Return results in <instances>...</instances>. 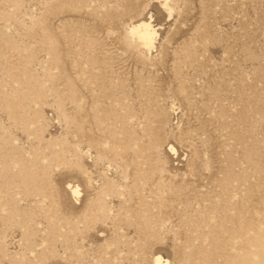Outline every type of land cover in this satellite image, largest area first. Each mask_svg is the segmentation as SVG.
Returning a JSON list of instances; mask_svg holds the SVG:
<instances>
[{
	"label": "rangeland",
	"instance_id": "rangeland-1",
	"mask_svg": "<svg viewBox=\"0 0 264 264\" xmlns=\"http://www.w3.org/2000/svg\"><path fill=\"white\" fill-rule=\"evenodd\" d=\"M156 259L264 264V0H0V264Z\"/></svg>",
	"mask_w": 264,
	"mask_h": 264
},
{
	"label": "bare ground",
	"instance_id": "bare-ground-1",
	"mask_svg": "<svg viewBox=\"0 0 264 264\" xmlns=\"http://www.w3.org/2000/svg\"><path fill=\"white\" fill-rule=\"evenodd\" d=\"M131 32L132 34L137 35L143 43L148 45L152 43L153 32L150 30L149 25L141 22L135 25L134 27H132ZM170 149L172 150L173 148L170 147ZM71 192L73 195H78L79 193L78 187L77 186L71 187ZM156 264H162L160 259H156Z\"/></svg>",
	"mask_w": 264,
	"mask_h": 264
}]
</instances>
